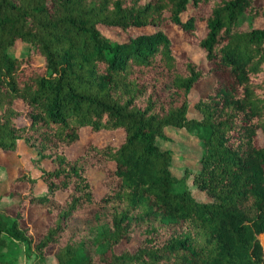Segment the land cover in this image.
<instances>
[{
    "label": "trees",
    "instance_id": "16d2710c",
    "mask_svg": "<svg viewBox=\"0 0 264 264\" xmlns=\"http://www.w3.org/2000/svg\"><path fill=\"white\" fill-rule=\"evenodd\" d=\"M259 17L258 0H0V149L33 147L46 184L37 194L30 173L14 179L30 184L11 190L20 195L13 213L0 209V264L14 263L8 240L31 247L32 264H46L50 246L57 264H264ZM198 21L207 68L178 56L165 28L190 36ZM100 25L152 29L118 39ZM19 43L27 55L10 51ZM208 77L194 103L201 116L189 117L188 94ZM84 127L123 136L89 139L71 157ZM166 127L197 131L200 166L186 172L210 200L171 171L172 150L158 144ZM91 168L104 172L100 197ZM28 205L49 216L37 235L24 223Z\"/></svg>",
    "mask_w": 264,
    "mask_h": 264
},
{
    "label": "rangeland",
    "instance_id": "374dc122",
    "mask_svg": "<svg viewBox=\"0 0 264 264\" xmlns=\"http://www.w3.org/2000/svg\"><path fill=\"white\" fill-rule=\"evenodd\" d=\"M258 2L264 4V0H258ZM191 12H193V8L192 6H189L184 17ZM253 24L259 26L264 25V18H257ZM100 28L109 37L120 39L125 38L128 32L134 34L141 30H151L152 26L130 28L128 31L104 25H100ZM165 28L174 39L173 49L178 56L187 57L198 63L201 67L207 68V60L204 56L203 50L197 43V38L204 33V24L202 22H197V33L190 36H188V34L176 24H166ZM30 50L31 48L23 43H19L17 46L10 48L12 53L20 56L27 55ZM34 58L35 61L39 63V58H37V60L36 57ZM213 82V77H208L191 88L188 94L189 107L187 115L189 117L201 116L198 110L194 107V103L204 95V93L213 85ZM165 134L168 136V139L165 140L159 138L158 144L161 148H169L172 150L171 171L173 174L179 178H183V183L191 190L193 196L197 200H210L211 197L205 191L198 189L193 183L191 172L187 171L188 174H186V168L197 169L200 166L199 159L201 157L202 145L197 136V131H188L180 127H166ZM122 136V130H101L93 132L89 127H84L81 130L79 141L67 149V154L72 157L81 152L85 142L89 139L97 143H104L107 141L119 143ZM34 157H36V150L26 144L23 140L18 141L15 151L0 149V209H5L11 213L14 212L15 204L19 201L20 195L13 193V191L11 192V190L16 188H26L30 184L29 182L23 184L15 182L14 179L16 176L24 172L30 173L36 178V183L33 188L35 193H42L46 190V184L40 178L41 170L33 162ZM44 166L45 168H48L50 163L44 161ZM87 173L93 183L95 195L100 197L105 191V184L103 183L104 172L100 169L91 168ZM24 198L27 200V194H24ZM48 220L49 216L42 208L37 205H28L24 223L28 225L34 235H37L42 231ZM87 230L88 235H94V232H90L88 227ZM124 244L125 243H123V245ZM134 244L135 241L128 243V245L132 247ZM53 248V246H50L47 249L48 257L46 258V264H57V259L52 253ZM3 250L5 256L13 260V264H32L35 256L31 247L16 240H8V243Z\"/></svg>",
    "mask_w": 264,
    "mask_h": 264
}]
</instances>
